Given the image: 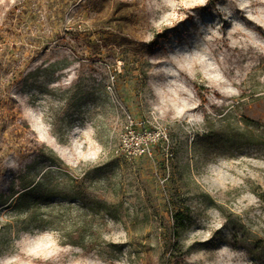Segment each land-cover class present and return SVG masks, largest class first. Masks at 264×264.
<instances>
[{
	"label": "rangeland",
	"instance_id": "obj_1",
	"mask_svg": "<svg viewBox=\"0 0 264 264\" xmlns=\"http://www.w3.org/2000/svg\"><path fill=\"white\" fill-rule=\"evenodd\" d=\"M0 264H264V0H0Z\"/></svg>",
	"mask_w": 264,
	"mask_h": 264
},
{
	"label": "trees",
	"instance_id": "obj_2",
	"mask_svg": "<svg viewBox=\"0 0 264 264\" xmlns=\"http://www.w3.org/2000/svg\"><path fill=\"white\" fill-rule=\"evenodd\" d=\"M173 218H174V221H175V223L177 224V223H181L182 224V222H183V220H184V216L182 215V214H180V213H176L174 216H173ZM182 226V225H181ZM179 229H180V227L178 226V227H174V228H172L171 230H170V233L174 236L178 231H179Z\"/></svg>",
	"mask_w": 264,
	"mask_h": 264
},
{
	"label": "snow or ice",
	"instance_id": "obj_3",
	"mask_svg": "<svg viewBox=\"0 0 264 264\" xmlns=\"http://www.w3.org/2000/svg\"><path fill=\"white\" fill-rule=\"evenodd\" d=\"M48 247H51V245H48Z\"/></svg>",
	"mask_w": 264,
	"mask_h": 264
},
{
	"label": "built area",
	"instance_id": "obj_4",
	"mask_svg": "<svg viewBox=\"0 0 264 264\" xmlns=\"http://www.w3.org/2000/svg\"><path fill=\"white\" fill-rule=\"evenodd\" d=\"M129 133H131V131Z\"/></svg>",
	"mask_w": 264,
	"mask_h": 264
}]
</instances>
